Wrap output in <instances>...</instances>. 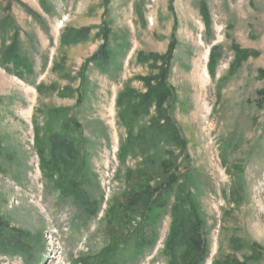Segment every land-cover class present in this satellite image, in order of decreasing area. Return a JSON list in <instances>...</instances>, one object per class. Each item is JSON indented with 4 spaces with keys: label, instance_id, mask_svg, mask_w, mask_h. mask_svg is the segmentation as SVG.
I'll list each match as a JSON object with an SVG mask.
<instances>
[{
    "label": "rangeland",
    "instance_id": "rangeland-1",
    "mask_svg": "<svg viewBox=\"0 0 264 264\" xmlns=\"http://www.w3.org/2000/svg\"><path fill=\"white\" fill-rule=\"evenodd\" d=\"M175 177L152 243L99 257ZM180 204L201 264H264V0H0V264H168Z\"/></svg>",
    "mask_w": 264,
    "mask_h": 264
},
{
    "label": "trees",
    "instance_id": "trees-1",
    "mask_svg": "<svg viewBox=\"0 0 264 264\" xmlns=\"http://www.w3.org/2000/svg\"><path fill=\"white\" fill-rule=\"evenodd\" d=\"M93 59H96L94 57ZM209 64L212 63V56H210ZM168 89L163 86L162 83H157L154 87L148 90L143 96L141 102L137 105V109L139 111H146V108L149 106V103L154 101L159 107L166 96H168ZM123 119H125L126 123L130 125V123L126 120L124 113H122ZM165 119V123H168L167 118ZM129 140L125 146L121 147V152L126 153L128 150L135 144H133V139H140L141 137L135 138L132 135L128 136ZM140 144L142 142L140 141ZM143 145V144H142ZM120 153V157H124V154ZM43 160V159H42ZM43 164V163H42ZM44 166V167H43ZM41 172L44 178H53V170L49 169L46 165H41ZM72 176V175H71ZM78 174H74L72 177H77ZM134 177H138V175H132V181H140L141 177L135 179ZM177 177L173 178L168 182H164L163 185L158 186L156 188H151V186L146 185L144 194L146 193L145 197V205L140 208V218L136 222L135 225L129 228L127 234H123L122 232H115L114 230L107 234H100L99 236V257L104 259H109L111 255H117L121 252H124L128 249H141L142 247L149 245L153 241V230L150 227L152 212L154 209H158L165 205V195L168 191H170L172 185L177 180ZM69 179V178H68ZM64 181L62 177H58L55 180V184L59 187V192L68 197L70 194L74 197L78 198L77 192H73L74 188H78L76 184L71 183L72 185L63 186ZM145 184V183H143ZM56 187V188H57ZM70 190V192H64V190ZM80 203L82 205H87L88 202L85 201L83 198H80ZM89 211V210H88ZM116 217V209L115 212L112 213V216ZM171 227L169 234L165 240V248L164 251L167 254L169 260L168 264H179V259L181 261L180 264H201L205 257V248L203 240L200 236L199 232V222L198 218L195 214L193 209L187 210L180 204V206H175L171 210ZM117 220V219H116ZM105 223L108 226H111V220L107 217L104 218ZM0 229L3 233H9L10 231L6 230L7 224L0 219ZM5 228V229H4ZM23 233L24 232H19ZM184 247V251L182 252L181 258L177 256V249L179 247Z\"/></svg>",
    "mask_w": 264,
    "mask_h": 264
}]
</instances>
